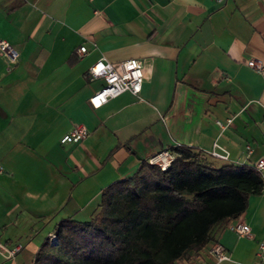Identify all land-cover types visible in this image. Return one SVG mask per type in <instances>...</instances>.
Masks as SVG:
<instances>
[{
    "label": "crops",
    "instance_id": "crops-1",
    "mask_svg": "<svg viewBox=\"0 0 264 264\" xmlns=\"http://www.w3.org/2000/svg\"><path fill=\"white\" fill-rule=\"evenodd\" d=\"M0 38L19 53L0 54V242L22 244L14 259L0 249V264H31L60 220L92 218L105 190L159 151L189 147L211 168L264 158V71L247 66L264 65V0H0ZM100 57L141 59L140 92L93 108L104 81L88 69ZM75 125L88 135L61 143ZM260 174L262 192L215 228L230 259L215 263L211 241L176 264L259 263ZM237 220L250 237L228 228Z\"/></svg>",
    "mask_w": 264,
    "mask_h": 264
},
{
    "label": "trees",
    "instance_id": "trees-1",
    "mask_svg": "<svg viewBox=\"0 0 264 264\" xmlns=\"http://www.w3.org/2000/svg\"><path fill=\"white\" fill-rule=\"evenodd\" d=\"M166 169L143 162L110 185L111 196L87 221L60 220L31 264H176L190 260L215 228L238 218L250 194L263 189L252 166L211 168L185 146L170 149Z\"/></svg>",
    "mask_w": 264,
    "mask_h": 264
},
{
    "label": "built area",
    "instance_id": "built-area-1",
    "mask_svg": "<svg viewBox=\"0 0 264 264\" xmlns=\"http://www.w3.org/2000/svg\"><path fill=\"white\" fill-rule=\"evenodd\" d=\"M217 4H221L224 0H213ZM86 52V47L83 45L77 49V54L83 56ZM0 54L7 57L11 63H15L18 59V51L6 40L0 38ZM247 66L257 72L264 71L263 63L258 59H251L247 62ZM88 73L93 79H102L104 86L89 97V104L93 108H99L109 99L119 96L124 92H130L137 95L142 87L144 78V63L138 58H129L121 62L113 63L105 57H100L95 60L88 69ZM221 129H225L230 120L225 122L216 121ZM89 131L84 125H75L67 134H65L60 142L77 143L88 135ZM213 157L225 159V154H220L212 151ZM174 153L169 149H164L154 154L147 159V163L156 165L160 169H166L174 159ZM252 167L259 173L264 169V158L253 163ZM264 207V198H263ZM228 228L234 231L239 237H250V227L237 220L234 223L228 224ZM54 239V236H51ZM0 249L6 252L9 259H14L18 252L22 249V244L18 243L10 249H5L0 242ZM209 255L213 257L215 263L229 260L230 257L224 247L217 241H214L209 249ZM258 264H264V240L259 243L257 251ZM214 264V263H213Z\"/></svg>",
    "mask_w": 264,
    "mask_h": 264
},
{
    "label": "rangeland",
    "instance_id": "rangeland-1",
    "mask_svg": "<svg viewBox=\"0 0 264 264\" xmlns=\"http://www.w3.org/2000/svg\"><path fill=\"white\" fill-rule=\"evenodd\" d=\"M50 241H51V243H53V242H54V241L52 240V238H51V240H50Z\"/></svg>",
    "mask_w": 264,
    "mask_h": 264
}]
</instances>
